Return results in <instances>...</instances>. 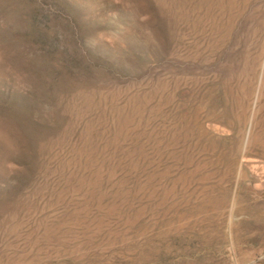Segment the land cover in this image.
<instances>
[{
  "label": "rangeland",
  "instance_id": "1",
  "mask_svg": "<svg viewBox=\"0 0 264 264\" xmlns=\"http://www.w3.org/2000/svg\"><path fill=\"white\" fill-rule=\"evenodd\" d=\"M0 264H264V0H0Z\"/></svg>",
  "mask_w": 264,
  "mask_h": 264
}]
</instances>
